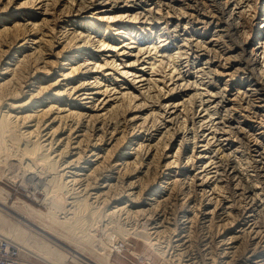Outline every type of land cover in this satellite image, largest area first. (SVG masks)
I'll return each mask as SVG.
<instances>
[{
	"label": "bare ground",
	"instance_id": "6f19581e",
	"mask_svg": "<svg viewBox=\"0 0 264 264\" xmlns=\"http://www.w3.org/2000/svg\"><path fill=\"white\" fill-rule=\"evenodd\" d=\"M14 1L8 0L3 4V7H0V181L4 178L13 182L21 180V184L32 191V195L38 198V194L43 196L40 201L47 210L37 208L22 199H17L8 206L10 193L0 186V236L15 243L27 258L34 257L45 264H112L115 243H118L119 240L125 243L130 239L140 242L144 248L143 253L133 251L135 255H154L158 264H188L187 261L194 258H198L197 261H200L198 264H204L205 257L209 253L214 264H217L218 257L212 253V250L215 249L214 245H218L221 241L234 240L230 242L237 243L236 247H244V250L249 249L251 236L261 238L254 245L262 242L264 238V229H262L264 227V202L260 203V199H264V194H260V188L257 187L259 181L249 175L244 176L242 172L245 170L241 167L248 163L254 164V169H261L256 176L259 178L262 175L263 182L264 140L261 141L260 137L264 133V0H200L201 6L193 7V4L186 3L185 7L181 6L178 9L170 5L171 3H166L170 1H164L166 6L178 16L185 17L186 14H189L187 18L192 17L191 22H184L183 25L169 24L170 20L166 18V15L170 14L169 10L159 16L150 7L146 9L147 4L144 1L137 3L139 8H142L139 12L131 8L125 9L126 6H120L118 0H100L98 2L45 0L44 6L49 12L55 10L58 3L64 2L56 10V13H63L61 17L59 14V18L68 15V20L72 21V17H80V20L76 21L79 24L67 36L68 42L64 49H76L74 52L77 55H74V59L80 54H84V50H90L88 54L94 52L92 59L95 60L92 65L88 64L84 68L87 73L91 74L89 78H95L94 81L88 80V77L85 76L78 87L73 88V90L77 88L78 90L70 95V98H73L78 92H82L76 95L74 106L67 105L69 107L68 114L64 116V119L74 117V122L67 127L69 133L66 141L64 145L57 146L56 153H54L53 147L59 139L52 135H55L60 128L62 129L61 125L65 122L61 121V124L55 128L52 126L51 136H49L51 141L46 146L41 141L44 136L42 128L48 121L47 115L53 106H49L47 110H38L44 105L43 102L46 98H52L45 96V92L50 91L52 85H45L43 81L58 64L56 60L48 61L45 56L48 51L51 53L55 46V39L47 40L42 34L39 22L32 18V20L29 19L30 22L24 18L21 19L22 22L13 21L12 24L7 25L10 18L13 19L15 15V12L12 11L15 7ZM160 2L163 1L157 0L156 2L158 9H160ZM97 4L103 9L96 13L89 12L91 6ZM202 10L205 15L201 16L200 11ZM189 24L190 27L187 28ZM201 24L203 26L199 27ZM210 25H213L214 29H218L217 31L220 33L218 38L226 44L225 50H228L226 53L229 55H226L225 66L232 64L230 67L232 71L229 73L225 87H222L223 85L218 82L219 79L218 81L215 79L217 67L211 69V58L206 57L209 54V49L205 47L206 42L202 39ZM55 28L54 25L51 30H55ZM190 28L193 30L191 35L181 34L180 31H187ZM116 31L118 32L116 33ZM181 35L185 36L181 37ZM117 36L123 37V40ZM191 36H197V38L193 39ZM128 39L132 40L130 43L138 44L136 45L140 49H138L139 54L141 46L148 44L145 48L149 53L152 51V54L147 56L148 58L146 57L147 61L142 60L139 64L137 62L140 57L134 55L135 58L137 57L134 61L128 59L118 63L120 56L131 52H126L125 48H119V43ZM169 39L171 41H168ZM171 43L172 47L169 45ZM3 44H8L7 50H3ZM11 49L13 52L5 62L1 57ZM204 51L205 53L200 54ZM95 52L98 53L95 54ZM102 52H115V55L111 59L106 58L105 61H100ZM226 53L223 52L222 55ZM59 54L61 52L58 51V55H52L55 57ZM204 54L207 55L203 57ZM129 55L131 56V53ZM216 56L221 57V54L217 55L216 52ZM164 59H166L165 63ZM183 59H185L184 63L190 66L184 71L181 67L183 63H179ZM89 60L90 57L87 56L85 62L89 63ZM137 65L140 66L137 67ZM205 65L208 66L205 67ZM82 70L77 66L67 75L82 72ZM85 71L83 72L85 73ZM221 72L226 75L225 69ZM84 73L83 75H86ZM186 73H189V77L195 78V80L190 81L189 77H186ZM92 74H95V77ZM119 76L124 81L129 78L130 82L125 81L120 86L125 83L132 84L129 88L127 87L131 91H123V88L119 87L117 90L121 91L122 95L120 98L115 96L116 98L113 99V95L116 94H110L111 91L108 90L110 84L104 90L100 85L103 81H120L118 80ZM34 79L39 84V88L36 92H31L30 95L23 98L24 88L31 86L34 83L31 80ZM232 79H235L232 84L237 87L235 100L238 102L240 112H244L241 116L239 114L236 117L254 119V121L248 120L247 122L250 123L252 129L255 128L254 131L261 130V136L253 133L252 129H248V132L244 133L242 127L228 125L227 117L230 112L225 114L224 111L228 110L219 105L227 99L226 88L229 86V80ZM141 82L146 85L141 87ZM169 82L170 85H168ZM136 84H140L141 88H136ZM92 85L93 87H91ZM193 85L196 91L195 100H190V102H193L195 107L184 100V97L189 95V87ZM203 85L205 87H200ZM242 87H244L243 90H241ZM162 89L165 91L163 92ZM231 90L234 88L232 87ZM100 93L103 99L98 97L96 101L90 100L96 98ZM56 94L61 97L59 93ZM166 95L167 97H165ZM139 96H142L140 101H138ZM197 96L199 99H196ZM111 97L113 100L110 99ZM84 99L90 100L92 105L86 106L89 102H83ZM70 101L73 100L70 99L67 102ZM170 101L171 103H169ZM149 102H152L153 107L151 106L150 112L144 115L146 112H140V110L145 108ZM214 103L215 105H213ZM155 104L158 105L155 107ZM187 104H190L191 107L186 106ZM213 106L214 108H212ZM25 108H32V110ZM17 109L23 111L18 112ZM203 112L205 113L199 119ZM19 113L22 115L18 116ZM168 113L170 114L168 115ZM128 114L132 116H130L131 120L143 119L141 120L142 124L150 116L152 125L150 127L139 125L137 130L139 135L146 132L148 134L147 136L144 134L140 138L142 141L138 139L137 148L134 146L131 149L133 144L127 146L133 151L130 153L133 154L131 157H134V160L126 161V170L123 169L124 172L121 171L118 176L122 181L117 182L122 184L124 176L128 177L134 171L140 170L139 168L145 163L146 153L152 150L151 159L144 166L147 168L145 175L140 177V181L143 179L145 181H142L140 189L135 193L132 192L134 188L130 187L131 185L135 187V182L133 183L132 179L128 189L126 186L119 188L121 186L119 183H112V185L109 183V189L107 188L108 190L105 192L101 190L102 187L97 189L98 177L94 175L99 169L101 170L103 165L108 164L107 167H112L123 164L118 162L125 157V153H129L124 152L125 147L123 146L128 142L131 144V140L127 136L137 129L136 122H132L128 132H125L127 128L124 124L125 131L122 130V135L112 147L103 148L101 143L108 142L120 129L121 120L118 117L122 116L125 123V120L128 121V117H126ZM216 114H218L216 118L222 121L220 126L215 123L216 118H212ZM195 117L198 118V121ZM166 118H170L169 122H166ZM32 121L35 122L34 125L25 126ZM165 123H167L165 127L171 123V128L169 127L167 132L160 130L155 135L150 132V129L154 127L157 131ZM109 125L112 126L109 127ZM25 127L27 128L23 129ZM81 127L83 128L79 130L78 128ZM76 128L79 133L82 131L85 134L81 135L82 139L77 140L76 149L78 151L72 153L69 148L72 145L73 138L71 136L74 134L72 132ZM109 128H111L110 133H108ZM198 128H202L200 136ZM179 131L182 134L181 142L177 145L179 148L173 151L172 140ZM208 131L209 133H206ZM163 132L164 134L161 135ZM187 132L191 135L188 136ZM107 133L111 134L108 139ZM201 136H204L203 140H199ZM234 138L237 139L234 140ZM149 140L150 142L146 145V141ZM193 140L194 142L191 143ZM215 142H218L217 148L214 146ZM199 143L202 144L198 146ZM213 146L214 148H212ZM253 146H255V152L258 153L257 157L261 158L260 161L256 160L255 155H251L254 151ZM198 148H202V150H198ZM214 151H217L216 156L207 155ZM245 151L247 156L238 157L239 153ZM68 154L70 156L74 154V158L73 156L67 157ZM92 157L97 158L89 160ZM216 158L219 159L215 161ZM217 162L221 163L219 165L222 166L223 172L227 170V167L229 171L233 170V174L228 176L227 185H223L224 181L220 180L224 177L223 173L217 175L209 184V181L215 177L214 173L221 170L215 166ZM83 163L85 165H81ZM188 164L190 165L188 166ZM73 165L76 170L84 171V173L68 170ZM181 165H183L182 168H180ZM117 166L115 168H118ZM191 166L194 167V170L200 171L201 169V171L193 173V170H190V172L189 167ZM172 167H179L178 173L182 172V174L173 173L170 175ZM213 169L215 170L213 171ZM167 170H169L167 174L170 176L165 178L164 172ZM212 173L213 176H210ZM227 174L229 175V172L225 175ZM235 176L240 177L241 185L237 182L231 184L232 178ZM173 177L176 179L170 181ZM218 179L222 182H219ZM197 187L202 188L198 191ZM233 187H237V190L240 187L239 196L236 197L237 191ZM94 190L97 191L91 192ZM228 190L231 193L225 195ZM261 190L264 192V186ZM144 192L150 196L160 193L155 196L156 199L166 195L170 198L176 193V198L183 195L182 198L179 197L180 200L177 199L178 203L175 202L176 207L173 209L175 221L165 227H163L164 225L160 226L161 221L156 222L153 219V212L142 207L143 203H139ZM172 192L175 193L172 194ZM158 202L159 204L156 202L155 208L161 206L165 212L167 206L162 204L161 200ZM242 204L244 205L242 206ZM240 206L242 208L239 210ZM218 207L219 209H217ZM235 207L238 208L236 214L233 209ZM4 208L10 213L5 214ZM177 210H180L181 216L175 215ZM218 210L223 213L218 214ZM251 212L253 215L245 217L246 213ZM223 214L225 216H222ZM202 215H204L203 218H200ZM241 215L242 220H245L244 226L251 222L247 229H245L246 226L242 228L244 239L242 236L238 238L239 235L234 234V228H232ZM250 216L253 218L249 219ZM207 217L209 219L205 220L206 222L202 221ZM207 222L209 224L205 226L204 223ZM257 224L260 225L257 226ZM227 234H231L230 237H227ZM175 236L178 238L174 239ZM217 236L222 239L216 241ZM177 241L178 243L175 244ZM204 246L212 248V252L204 253L208 249H202ZM180 247L184 248L180 249ZM254 247L249 252H255L256 247ZM129 251L131 250L129 249ZM21 264H30V262L21 259Z\"/></svg>",
	"mask_w": 264,
	"mask_h": 264
},
{
	"label": "rangeland",
	"instance_id": "374dc122",
	"mask_svg": "<svg viewBox=\"0 0 264 264\" xmlns=\"http://www.w3.org/2000/svg\"><path fill=\"white\" fill-rule=\"evenodd\" d=\"M6 1H8V0H1L0 1V7H3V4ZM41 1L42 0H27V1L26 0H15L14 3H13V5H15V7L12 9V11L15 12L14 18L13 19L10 18L11 20H9L6 24L7 25L12 24L13 21H20V22H22L21 19H24V18L27 19L29 22H30V20L34 19V20H37L39 22V24L41 25V26L39 25V27H42L41 28L42 34H44V37H46L47 40H49V39H55L54 40L55 46L51 50V53H50V51H48L45 54V56L47 57V60L48 61L49 60L50 61L51 60H53V61L56 60L58 64H57V66L54 67V69L48 75V77L46 79H44V81H43V82H45V85H48V84H51L52 85V87L49 89L50 91L45 92V96H51L52 98H49V99L46 98L48 100L45 99L44 102H43L44 105H42L38 110H40V111L41 110H44V109L47 110L49 106H53L51 112L47 115V118H49V119H48V121H46L44 127L42 128V130H44L42 132V135H44V136L42 137V140L41 141L46 146L51 141V137L49 138V136H51V132H52L51 131L52 130L51 128H52V126H54V128H55L59 124H61V121H64L65 123L67 122L66 124L63 123V125H61V127H63L62 129L60 128L55 135H52L55 138H58L59 139V141H57V143L53 147V150H55L54 153H56V151L58 149L57 146L64 145V142L66 141V137H67V135L69 133V130H67L68 129L67 127L69 125H72V123L74 122V117H69L66 120L64 119L65 118L64 116H66L68 114V108H69L68 106H70V105L71 106H74L76 95H78L79 93H82V92H78V94H76L75 96H73V98H70L71 97L70 95H73L78 90V88L76 90H73V88H75V86L78 87V85L82 82L81 80H83L85 76L88 77V80H90L92 82L94 81L95 78H89L91 74L90 73H87L84 68H86L85 66H87L88 64L89 65H92V62H94L95 60L92 59L94 52L91 53V54H88L90 50H84L83 51L84 54H80L78 57H76V59H74V55H77L74 52L76 49H73V50L72 49H66V48L64 49V47L67 46L66 43L68 42L66 38L70 34V32L74 28H76V26L79 24L76 21L80 20V17H72V21H69L68 20L69 19L68 15L65 14L66 16L64 18H59L58 17L59 14H60V17H61L63 15V13H60V12L59 13L58 12L56 13V10L58 8H60V4L61 3H64V2L61 1L60 4L59 3L57 4L58 6L56 5V9L55 10H52V11L49 12V11H46V8L44 6L45 0L42 1V2ZM98 1H100V0H91V2H98ZM140 1H142V2L144 1L147 4L148 7L146 6V9H148L150 7L152 9V11H155L156 13H158L159 16H162L164 13H167L166 11L169 10L170 11V14L166 15V18L170 20L169 24H171V25L174 24V23H177V24L179 23V25H183L184 22L185 23L191 22L190 20H192L191 19L192 17H188L187 18V16H189V14H186L185 17L178 16L177 13H174V11L172 9H169L166 6V4H165L166 1H170V2H166V3H171L170 5H173L175 8L177 7L176 9L180 8L181 6H184L185 7L186 3L187 4L188 3L189 4H193V7L194 6L197 7L198 5L201 6L200 0H185V1L184 0H162L163 2H160V4H159L160 9H158V6H157L158 3H156L157 0H118V3H119L120 6H123V5L126 6L125 9H127V8L130 9L131 8V9H135L136 11H139L140 12V10H142V8H139V5H137V3H140ZM20 5H22V6L20 7ZM98 6H99L98 4L97 5H92L91 6V9L89 10V12L96 13V12H99L101 9H103V7H100V6L98 7ZM185 9L189 10L188 8H185ZM204 13H205L204 10L200 11V15L201 16ZM85 15H88V13H85ZM206 17H207V15H206ZM207 19H208V17H207ZM54 25L56 27L55 30H51ZM202 26H203V24L199 25V27H202ZM188 27H190V24L187 26V28ZM29 28H31V27H29ZM119 30L121 31L122 29H119ZM217 30L218 29H214L213 28V25L208 26L207 33L204 35V38L202 40L204 42H206L205 43L206 44L205 47H207L209 49V54H208V56H206L207 54H204L202 56L203 57L206 56V57H210L211 58L210 59L211 60V67H212L211 69H214V68L217 67V71H216L217 74H215L217 76H215V79L217 81L219 79L218 82L223 85L222 87H225V84L227 83L226 81H227V79H229V73H231V71H232L230 69V67L232 66V64H228L227 66H225V63H226L225 58H226V55H229V53H226L228 51V50H225L226 44L225 43H222L221 42L222 40L220 38H218L219 37L218 34H220V33ZM118 31H116V33ZM180 32H181V34L188 33L189 35H191L193 33V30H192V28H190L187 31L183 30V31H180ZM203 33H204V30L202 31V34ZM119 34L122 35L121 33H119ZM52 36H54V37L52 38ZM182 36H185V35H181V37ZM117 37H119V36H117ZM119 38H120V40H123V37H119ZM191 38L195 39V38H197V36H194V37L191 36ZM199 39H201V38H199ZM168 41H171V40L169 39ZM130 42H132V40L130 41V39H128V40H125V41H121L119 43V48H123V49L125 48V51L126 52H128V51H131V52H129L128 54L125 53L126 55L120 56V58L118 60V63L120 61H125V60H128V59L130 61H134L137 58V57L135 58L134 55L140 57L139 58L140 60L137 63L142 62V60H144V61L146 60L147 61V58L152 54V51L149 53L148 49L145 48V47L148 46V44H144V45L141 46L142 48H141V51H140V54H139V50L140 49L137 48L138 47L137 46L138 44L137 43L134 44V43H130ZM175 43H177V42H175ZM7 45L8 44H3V47H2L3 50H5V49L7 50ZM129 45H130V47H129ZM169 45L172 47V43L169 44ZM12 49H13V47H12ZM12 49L10 50L11 52L9 51L8 53H5V55L2 56L1 59L6 62L7 61V58L13 52ZM58 51L61 52V54H59V56H57L58 55ZM216 52H217V55H220L221 54V57L220 56H216ZM223 52L226 53V54H223L222 55ZM85 53H87V54H85ZM97 53L95 52V54H97ZM102 53H103V55L100 57L101 58L100 61H105L106 58L111 59L115 55L114 54L115 52H102ZM130 53H131V56L129 55ZM203 53H205V51L204 52H200V54H203ZM52 54H57V55L54 57V55H52ZM160 54H161V52H160ZM50 55H51V57H50ZM87 56L90 57L89 63L88 62L87 63L85 62V59L87 58ZM48 57H50V58H48ZM160 57H162V56H160ZM160 57H159V59H160ZM184 60L185 59H183V61L179 62V63H183L181 65V67H183V69H182L183 71L186 70L187 67H190V66H187V63H184ZM165 62H166V59H164V63ZM77 66H79L80 69H83L82 72L79 71V72H76V73L68 76L67 74L70 73V71H72L74 69V67H77ZM139 66L137 65V67H139ZM207 66L205 65V67H207ZM223 69H225L226 75L225 74H222L221 71ZM83 71H85V73ZM83 73L86 74V75H83ZM92 75H93V77H95V74H92ZM117 75H119V74H117ZM186 77H189V73H186ZM175 79H177V78L175 77ZM189 79L192 82L195 80V78H190V77H189ZM118 80H120V81H116V82L115 81H111V80L106 81V82L103 81V83L100 85L101 88H103L102 90H104V89H106L107 85L110 84V86H108L109 87L108 90L111 91L110 94L111 95L114 94V93L116 94V95H113V99H115L116 97L120 98V96L122 95L121 91L117 90L119 87L120 88H123V91H129V90L131 91V89L128 90L127 87L129 88L130 86H132V84L127 85L125 83V84H123V86H120L121 83H123L125 81L130 82L129 78H128L129 81L128 80H125L124 81L123 78L121 76H119V79ZM234 80L235 79L229 80V86H227V88H226L227 91H228L227 92V95H226L227 96V99H225L224 102H222L221 105H219V106H221V108H222V106H224L225 107L224 109H227L228 110L227 112H225L226 110L224 111L225 114H228L230 112L229 115H228V117H227L229 119L228 125L230 124L232 127H238V126L239 127H242L244 129L243 132L245 133L246 131L248 132V129L249 130L252 129L251 125H249L250 123H248L247 121L248 120L249 121L250 120L251 121H254V119L253 120L252 119H249V118H246L245 119L243 117L237 118L239 116V114L241 116L244 112H240L239 107H238V102H237V100H235L236 99V95H235L236 92H235V90H237V87H234V84H232V82H234ZM31 81L34 82V83L31 84V86L24 88V94L22 96L23 98H25L27 95H30L31 92H36L37 88H39V84L37 83L36 79L31 80ZM105 83H107V84H105ZM140 84H136L135 87L136 88H141V87H144V85H146V84H143L142 82ZM27 85H30V84L27 83ZM168 85H170V82L168 83ZM24 86H26V85L24 84ZM91 87H93V85ZM194 87H195L194 85L189 87V89H188L189 90L188 91L189 92V95L186 96V97H184V100L186 101V103L189 102L190 104H193V102H190V100H195L196 91L194 90ZM200 87H205V86L203 85V86H200ZM232 87L234 88V90H231ZM113 88H114V90H113ZM243 89H244V87L241 88V90H243ZM162 90H163V92L165 91V89H162ZM135 92H136V90H135ZM56 93H59L61 95V97H59ZM98 97H101L102 98L101 93L99 95H97L96 98H94L95 100L92 99V98L90 100L91 101L92 100L93 101H96ZM103 97H105V96L103 95ZM141 97L139 96V100L138 99L137 100L140 101V98ZM165 97H167V95ZM70 99H72L73 101L67 102ZM110 99H112V97ZM196 99H199L198 96L196 97ZM89 101L84 99L83 102H89ZM149 101H152V100H149ZM171 101L169 103H171ZM256 101H258V100H256ZM148 104L146 106L147 108L145 107V108H142L140 110V112H142V111L144 113L146 112L144 115H147V113L150 112L149 110H150V108L152 106V102H149ZM190 104H187L186 106L191 107ZM196 104H198V103H196ZM91 105H92L91 102H89L86 106H91ZM157 105L158 104H155L154 106L156 107ZM213 105H215V103ZM192 106L195 107L196 105L193 104ZM212 108H214V106ZM25 109L32 110V108H25ZM17 111L18 112H22L23 110L17 109ZM204 113L205 112H203V113L200 114L199 119L201 118V116ZM169 114L170 113H168V115ZM20 115H22V114L19 113L18 116H20ZM130 116H129V114L126 116V117H128L127 118L128 121L126 122V120H125V123H124V118H122V116L121 117L119 116L118 119L121 120L120 121V124H119V126H121L120 129L118 130V132L116 131L114 133L113 137L108 142H105L104 141L103 143H101V145L103 146V148H106V147L110 148V147H112V145L116 142V140L122 135V133H123L122 130L124 129L123 131H125V129L127 128V131H125V132H128L130 130V128H131L132 122L133 123L136 122L135 124H137V127H136L137 129H135V132L134 133H129L128 136H127L128 138H130L131 144H129V142H128L127 144H125L123 146V147H125V149H123L124 152H129V153L128 154L125 153V157L122 158V160H120V162H118L120 164L121 163H123V164L122 165H118V166L116 165L118 168H115L116 166L107 167L108 164H106V165H103L102 166L101 170L99 169L96 172V175L92 174V175L98 177V179L96 181L97 183H99L97 185V189H100L102 187L101 190H103V191L106 192L109 189V186H108L109 183H110V185H112V183L113 184L114 183L115 184H117V183L121 184L120 182L122 181V179H119V177H118L119 174H120V172L123 171V169H124V171L126 170L125 169L126 161H133L134 160V157H131V155H133V154H131L130 152H133V151L130 150V148L132 149L134 146L137 148V144H138L137 141H138V139H140L144 134H145V136H147V134H148V132H146L143 135L142 134L139 135V131H137V130L140 127L139 126L140 124H141V126L144 125V127H146V126L147 127L148 126L150 127L152 125V120H151L152 117L148 116L149 117L148 118L149 120L147 119V121L144 124H142V121L141 120H143V119H139V120L135 121L133 119L131 120V117L132 116L131 117ZM216 117H218V114L214 115L212 118H216ZM169 119L170 118H166V122H169ZM196 119H197L196 121H198V118H196ZM113 121L115 122V120H113ZM221 122L222 121L219 118H216L215 123H217L220 126L222 124ZM34 123L35 122H33V121L32 122H29L25 126H29L30 127V126L34 125ZM124 124L126 125V128L124 127ZM166 125H167V123L161 125L160 128L157 131H156V128L154 127L152 129H150V132H152V134H154V135L157 134V133H159L160 130L167 132L168 129H169V127L171 128V123L168 125V127H165ZM189 125H191V124H189ZM111 126L112 125H109V127H111ZM249 126H250V128H249ZM26 128L27 127L23 128V129H26ZM82 128L83 127L78 128V129L81 130ZM78 129L76 128L72 132V133H74L71 136V138H73L72 139V142H71L72 145L69 148L72 151V153H76L78 151V149H76L77 148V145H78L77 140L79 138L82 139L81 135L82 134H85V132H82V131H80L81 133H79V130ZM110 129L111 128H109V130H108L109 132L108 133H110ZM198 129H199L198 132H199V136H200L202 134V132H201L202 128L201 129L198 128ZM253 129H255V128H253ZM253 129L251 131H253V133H256V135H260L261 134V130L254 131ZM75 130H78V132H75ZM136 131H137V133H136ZM141 131H142V129H141ZM47 132H49V133H47ZM206 133H209V131L206 132ZM163 134H164V132L161 135H163ZM178 134L172 140V143H173V146H172L173 147V151H176L179 148V146H177V145H179L180 142H181V136H182V134L180 133V131H179ZM109 135L111 136V134H108L107 139L110 137ZM187 135L190 136L191 133L189 134L187 132ZM261 135H260L261 137L260 136L259 137H260V139L262 141V139L264 140V133L261 134ZM135 137H137V138H135ZM203 139H204V136L203 137L202 136L199 137V140H203ZM236 139L237 138H234V140H236ZM139 141H142V140L140 139ZM149 142H150V140L149 141H146V145ZM192 142H194V140L191 141V143ZM189 143H190V141H189ZM85 144H86V142H85ZM201 144L202 143H199L198 146H200ZM216 144H218V142H215L214 143V146H216ZM130 145H132V146L130 148H127V146H130ZM214 146L212 148H214ZM92 147L93 146L91 144V148ZM123 147H121V148H123ZM254 147L255 146H253V148H252L253 150H254ZM103 148H102V150H103ZM216 148H217V146H216ZM88 150H86V151H88ZM198 150H202V148H198ZM255 151L256 150H254L252 152L253 154H251V155H255L256 160L260 161L261 158L259 156L257 157L258 153L255 152ZM151 152H152V150L149 151L148 153H146V155L144 157V159L145 158L147 159V160L145 159V163L146 164L151 159L150 158L152 156V153ZM150 153H151V155H150ZM216 154H217V151H214L213 153L207 154V155L208 156H210V155L216 156ZM247 155L248 154L245 151V152L239 153L238 154V157L239 156L240 157H245ZM69 156L70 155L68 154L67 157H69ZM72 156L74 158V154H72L70 157H72ZM183 157H186V155H183ZM95 158H97V157H95ZM95 158L92 157V158H89V160H92V159H95ZM217 159H219V158H216L215 161H217ZM82 161L84 162V159ZM145 163H144V165L141 166V168H139L140 170L134 171L132 173V175H129L128 177L127 176H124L123 182H122V184H121V186L119 188H122V186H124V187L126 186V189H128L129 188L128 187L129 182L132 179L131 181H133V183L135 182V184H134L135 187H133V185H131L130 187L131 188H134V189H132L133 191L132 190L131 191L133 193L138 192V190L140 189V184L142 183V181L143 182L145 181V179H143L142 181H140V177H142L143 175H145V171L147 169V168L144 167L145 166ZM217 163H218V165H216ZM217 163L215 164V166H217L218 169L221 168V170H218V172H216V174L214 173L215 177L212 178L209 181V184L213 182V180L217 177V175H219V174L222 175V173H223L224 174L223 175L224 177L222 179H220V178L219 179L222 180V181H224L223 182V185H227V183H228V176L230 177L233 174V170L230 169V171H229V169L227 167V170H225V172H223L222 166H220L221 163L220 162H217ZM219 163H220V165H219ZM81 165H85V164L83 163ZM189 165L190 164H188V166ZM78 166H80V165H78ZM182 166L183 165H181L180 168H182ZM212 166H214V165H212ZM253 166H254V164L252 165V163L245 164L244 166L241 167L242 169L245 170L242 173H244V176L249 175L251 178L258 180L259 181V184H257V187L260 188V194H264V192L261 190V188L264 186V180L262 182V177L263 176L262 175L259 176L260 179L256 176V174L259 171H261V169H254ZM95 167H96V165H95ZM74 168H75V165L71 166V168H68V170L69 169H72L71 172L84 173V171H78V170H76V168L75 169ZM171 170L172 171L170 172V175H173V173L174 174L175 173L176 174H179L178 173L179 172V167L178 168L177 167L176 168L175 167H172ZM190 170H193V173H199L201 171V169H200V171L199 170H197V171L194 170V167L192 168V166L189 167V171ZM214 170L215 169H213V171ZM168 171L169 170H167L166 172H164L166 174L165 175L166 176L165 178H168L170 176V175L167 174ZM226 171L229 172V175L228 174L225 175L227 173ZM150 172H149V174H150ZM88 174H89V172H88ZM181 174H182V172L179 175H181ZM210 176H213V173ZM178 177H180V176H178ZM174 178L175 177H173L170 181H173ZM237 178H239V179H237ZM219 179H218V181L219 182H222ZM119 180H120V182H117ZM249 180H251V179H249ZM163 181H165V179H163ZM231 182H232L231 184H233V182H235V183L237 182L238 184L241 185L240 177H238V176H235V178H232V181ZM21 183H22L21 180H19L18 182H13V181L9 180L8 178H4L2 181H0V184H1L0 186H2L3 188H5L6 190H8L9 193H10L8 206L12 205V203L14 201H16L17 199H22V200H26L28 203H31L32 205L36 206L37 208H40L42 210H47L46 206L43 205V203L40 201V199L43 198V196L41 194H38V196H39V198H38L35 195H32V191L30 189H27L26 187H24ZM198 183H200V182H198ZM240 187H238V190L236 189L237 187L236 188L233 187L234 190L237 191L236 197L239 196V194L241 193ZM197 188H199V187H197ZM200 188H202V187H200ZM200 188H199L198 191L201 190ZM207 189H209V188H207ZM95 191H97V190H94V191H91V192H95ZM211 192H212V190L210 191V193ZM174 193L175 192H172V194H174ZM230 193H231V191L228 190V191L225 192V195L226 194L229 195ZM159 194L160 193H156V195H159ZM125 195L127 196L128 194H125ZM156 195L150 196V195L147 194V192H144L143 193V197H142V199L140 200L139 203H143L144 205H142V207H144L145 209L151 210V212H153V214H154L153 219H155L156 222H160L161 221V223H160L161 225L160 224L159 225L160 226H163L164 225L163 227H165L166 225H169L170 222L173 223L175 221L173 209H175V207H176V203L175 202L177 201V203H178V200L177 199L181 195H179V197L176 198V195H177V193H176L175 196H173L174 199H173L172 196L170 198H168L167 195H166L164 197H158L157 198L158 200L155 197ZM123 196H122V198H123ZM222 196H224V194H222ZM182 197H183V195L181 196V198ZM160 200H161L162 204H164V205L167 206L165 212H163V210L161 209V206H159L158 208L157 207L155 208V205L159 204L158 201H160ZM179 200H180V198H179ZM230 200H231V198H230ZM260 201H261L260 203H263L264 202V199H260ZM156 202H157V204H156ZM179 203H181V202L179 201ZM243 205L244 204H242V206ZM5 206H7V205H5ZM242 206H240L239 210L242 208ZM219 207L217 209H219ZM233 209H234V213L236 214L238 208L235 207ZM3 211L5 212V214H8V212L10 213V211H8L6 208H4ZM179 212H180V210H177V214H175V215L177 216L179 214V216H181L182 213H179ZM221 212L222 211H220V210L217 211L218 214H221ZM248 215H253V212L246 213L245 214V217H247ZM203 216L204 215H202L200 218H203ZM222 216H225V214H223ZM165 217H167L168 219H166ZM169 218H171V219H169ZM242 218L243 217L241 215L240 218L239 219L237 218L238 220L235 221V223L232 225V228H234V231H235V232L233 231V233L234 234H238L239 235L238 238H240L241 236H242V238L244 237V233H243L242 228L244 226L245 220H242ZM252 218H253V216H250L249 217V219H252ZM208 219H209V217H207L205 219H202V221H205V220L207 221ZM30 221L33 222V223H35L32 220H30ZM250 223L251 222H249V224ZM204 224L206 226V225L209 224V222L204 223ZM238 224H240V226L237 227ZM249 224H246L245 225L246 227L244 226L245 229H247V227L249 226ZM259 225L260 224H257V226H259ZM163 227H160V229H163ZM262 229H264V227ZM242 233H243V235H241ZM231 234H227V237H230ZM218 236H217V240L216 241H220L222 239V237H218ZM177 238H178V236H175L174 237V239H177ZM257 238H258V236H251V239H250L251 242H249V244L251 246L249 245V247H248L249 249L248 250H244V247L243 248L242 247L239 248V246L236 247L237 243H231L234 240L233 241L232 240H229L227 242L226 241H221L218 245H216V244L214 245L215 246V249H213V250H212V248H208V246H204V248H202V249L208 248L207 250H205V252L203 251L204 253H209V252H212L213 251L212 253L213 254H216L217 257H218V260H217L218 263L217 264H261V263L264 262V238L262 239V242H259V244L254 245V243L256 241H260L261 240V238H258V239ZM177 243H178V241L175 244H177ZM119 245L120 246H123V248H118ZM254 246L256 247V249H255L256 251L255 252H249ZM113 247H114L113 248L114 249V252L112 254V264H158L159 263L158 260H157V258L154 257V255L153 256H150V255L149 256H137V255H135L133 253V251L143 253L144 252V248H143V245L140 242H138V241H136L134 239H130V241H128V242L126 241L125 243L122 242L121 240H119L118 243H115V245ZM182 248H184V247H180V249H182ZM129 249L131 251H129ZM177 251L179 252V250H177ZM237 251H239V252H237ZM221 252H225V253H221ZM238 253H239V256H238ZM219 254H221V255H219ZM210 256H211L210 253H209V255H206V257H205L206 258V261L204 260V262H203L204 264H214V262H213L212 258H210ZM21 259H22V261L24 259L28 260L30 262V264L31 263L32 264H45V263L41 262L40 260H38V259H36L34 257L27 258L26 256H24V253L23 252L21 253ZM197 260H198V258H194L193 260L190 259L189 261H187V263L188 264L189 263L190 264H198L200 261L198 262ZM196 261H197V263H196Z\"/></svg>",
	"mask_w": 264,
	"mask_h": 264
},
{
	"label": "built area",
	"instance_id": "2783aa9c",
	"mask_svg": "<svg viewBox=\"0 0 264 264\" xmlns=\"http://www.w3.org/2000/svg\"><path fill=\"white\" fill-rule=\"evenodd\" d=\"M118 248H123L120 246ZM0 264H21V250L11 240L0 236Z\"/></svg>",
	"mask_w": 264,
	"mask_h": 264
}]
</instances>
